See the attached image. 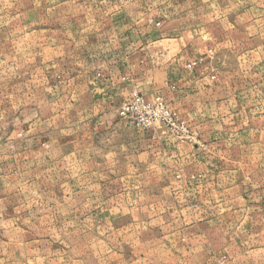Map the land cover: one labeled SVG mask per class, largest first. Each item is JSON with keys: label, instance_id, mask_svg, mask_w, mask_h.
<instances>
[{"label": "crops", "instance_id": "crops-1", "mask_svg": "<svg viewBox=\"0 0 264 264\" xmlns=\"http://www.w3.org/2000/svg\"><path fill=\"white\" fill-rule=\"evenodd\" d=\"M0 89V264H264V0H0Z\"/></svg>", "mask_w": 264, "mask_h": 264}, {"label": "built area", "instance_id": "built-area-1", "mask_svg": "<svg viewBox=\"0 0 264 264\" xmlns=\"http://www.w3.org/2000/svg\"><path fill=\"white\" fill-rule=\"evenodd\" d=\"M196 62L188 65L192 68ZM125 80V79H123ZM119 118L139 132L159 130L179 141L190 140V130L178 113L159 95L146 97L132 92L118 109Z\"/></svg>", "mask_w": 264, "mask_h": 264}, {"label": "rangeland", "instance_id": "rangeland-1", "mask_svg": "<svg viewBox=\"0 0 264 264\" xmlns=\"http://www.w3.org/2000/svg\"><path fill=\"white\" fill-rule=\"evenodd\" d=\"M1 91V89H0ZM3 105L2 99H1V92H0V114H1V107ZM2 120V117L0 115V121ZM63 216L59 213V220ZM80 220H81V213L75 212L73 214V224L72 226H69L68 228H59L58 229V235L59 237H62L59 240H81V234L82 229L80 228ZM59 249L66 250L68 246L64 243H59L58 245Z\"/></svg>", "mask_w": 264, "mask_h": 264}]
</instances>
